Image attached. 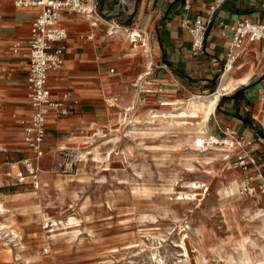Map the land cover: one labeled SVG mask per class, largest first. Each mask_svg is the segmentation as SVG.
I'll list each match as a JSON object with an SVG mask.
<instances>
[{
  "label": "crops",
  "instance_id": "obj_1",
  "mask_svg": "<svg viewBox=\"0 0 264 264\" xmlns=\"http://www.w3.org/2000/svg\"><path fill=\"white\" fill-rule=\"evenodd\" d=\"M87 8L93 11L61 12L68 30L64 60L60 68L49 70L48 85L53 97L71 94L65 101L68 114L56 109L48 113L42 155L36 160L44 188L54 183L51 169L58 154L121 121L125 107L170 109L216 91L231 35L221 34L223 25L243 19L264 23V0H88ZM40 10L0 0V201L5 214L39 198L40 177L34 188L20 183L16 171L23 158L33 156L21 121L32 113L28 38ZM197 16L209 21L201 56L191 53L184 25ZM132 33L139 35L136 41ZM234 67L236 78L248 79L220 97L208 122L221 135L230 127L251 141L248 150L257 160L251 169L259 167L264 175V39H245ZM238 89L242 91L236 94ZM255 184L259 188L258 180Z\"/></svg>",
  "mask_w": 264,
  "mask_h": 264
},
{
  "label": "rangeland",
  "instance_id": "obj_2",
  "mask_svg": "<svg viewBox=\"0 0 264 264\" xmlns=\"http://www.w3.org/2000/svg\"><path fill=\"white\" fill-rule=\"evenodd\" d=\"M156 108L125 107L121 121L60 152L53 186L0 216V264H259L264 194L259 186L255 202L249 196L254 183L245 186L254 171L242 170L236 151L223 159L219 144L194 147L187 138L194 121L165 128L148 120ZM207 128L224 137L210 122ZM230 163L243 179L236 192ZM184 234L190 260L181 246ZM19 251L33 259L24 263Z\"/></svg>",
  "mask_w": 264,
  "mask_h": 264
},
{
  "label": "built area",
  "instance_id": "obj_3",
  "mask_svg": "<svg viewBox=\"0 0 264 264\" xmlns=\"http://www.w3.org/2000/svg\"><path fill=\"white\" fill-rule=\"evenodd\" d=\"M13 2L16 6H39L41 8L31 22L28 38L27 87L32 113L27 120L21 121L25 126L26 139L33 147V156L23 158V167L16 171L20 183H30L34 188H38L36 160L42 155L41 144L46 136L48 113L52 109L58 110L63 115L69 113L65 101L71 93L66 91L59 97H53L48 85L49 70L60 68L64 60L68 30L61 22V12L66 10L91 13L93 9L87 8L88 0H13ZM208 23L209 21L205 22L201 16H197L192 22L187 20L184 23L191 35V53L194 56H201L206 52ZM227 32L231 35L223 71L234 66L238 58V50L243 47L245 39H264V23L252 22L248 19L238 20L235 24L223 25L221 34L225 35ZM138 36L136 33L131 34L132 40L135 41ZM222 132L224 138L235 139L234 151L237 152L238 164L248 173L251 166H256L257 162L248 150L251 141L243 134H239L235 128L226 127ZM255 180L259 181L261 192L264 193V175L259 167L248 176L245 186L254 183Z\"/></svg>",
  "mask_w": 264,
  "mask_h": 264
},
{
  "label": "bare ground",
  "instance_id": "obj_4",
  "mask_svg": "<svg viewBox=\"0 0 264 264\" xmlns=\"http://www.w3.org/2000/svg\"><path fill=\"white\" fill-rule=\"evenodd\" d=\"M235 70H236V68L233 66L231 69L226 70L224 72L222 80H221L220 85H219V88L216 91H214L213 93H211L209 95L193 96L192 98H190L188 100L185 99V101L181 102L179 105H175V106L171 107L170 109H164V108L151 109L147 112L148 115L146 116V118L150 121H152V120L153 121H156V120L160 121L161 123H163V126L165 128H172L175 125V122H179V121H184V122L194 121L195 130L192 134L188 135V137H187V138L192 139L193 146L196 148H200V149H208V147H216V144H219V148H221V150L223 151V153H222L223 159H225V160L229 159L230 153H232L234 151V147L236 145L235 139L234 138H224V137L222 138V137H218L214 134H211L208 131L207 123H208L210 115L216 110L220 97L223 94H227V93L231 92L239 83L246 82V80L248 79L247 76H243L241 78H236L235 74H234ZM263 103H264V100H263ZM262 118L264 120V113L262 115ZM79 154H80V156L88 157L87 153H79ZM230 164H231V167L234 168L233 169L234 171L232 172L231 177H230L231 178L230 187H231L232 191L236 192L238 190L239 186L243 183V179L239 175L240 171L238 170L237 165H234L232 163H230ZM244 181H245V179H244ZM255 181H254V186L250 187V189H249V196L252 199H254V201L256 202L260 198L261 193H260L258 187H256ZM40 184H41L40 188L35 193L36 197H39L40 193L43 191V188H44L43 182H40ZM195 184L197 186H201V184H199L198 182H195ZM225 188H226V186H225ZM220 190H218V191H220ZM44 196H45V194H44ZM224 198H225V196H224ZM232 200H234V199H232ZM66 202H68V201H66ZM39 210H40V208H39ZM6 211H7L6 205L0 201V214L4 215ZM44 215L47 216L46 213H44ZM263 217H264V213H263ZM69 220H70V223L73 224L77 221V218L76 217H70ZM260 220H261V222L259 221L260 223H259L258 227H260L261 232L264 234V218L260 219ZM53 221H54L52 224L53 226L59 225V222H57L55 220H53ZM66 221H67V219H66ZM46 223H48V222L46 221L45 224ZM47 226H51V225L48 223ZM69 228H71V227H69ZM1 229L2 228L0 227V230ZM147 229H149V228H147ZM13 234L16 235L17 232L14 230ZM187 238H188V234H184L182 236L181 246L184 248L185 254L187 255V259L190 260L191 252H190V248L188 245V239ZM219 238H220V236H219ZM21 247L22 246H20V248ZM220 252H221V250H220ZM17 255L24 261V263H28L30 261V259H33V257L27 256L23 251H19V253H17ZM200 260H201V258H200ZM259 260H260L259 264H264V249L261 252V258ZM190 264H192V261Z\"/></svg>",
  "mask_w": 264,
  "mask_h": 264
},
{
  "label": "trees",
  "instance_id": "obj_5",
  "mask_svg": "<svg viewBox=\"0 0 264 264\" xmlns=\"http://www.w3.org/2000/svg\"><path fill=\"white\" fill-rule=\"evenodd\" d=\"M243 89V88H242ZM242 89H238L237 91H236V94L237 93H240L241 91H242Z\"/></svg>",
  "mask_w": 264,
  "mask_h": 264
}]
</instances>
